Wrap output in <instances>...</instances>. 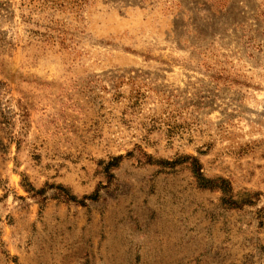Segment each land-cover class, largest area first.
Wrapping results in <instances>:
<instances>
[{"label":"rangeland","instance_id":"1","mask_svg":"<svg viewBox=\"0 0 264 264\" xmlns=\"http://www.w3.org/2000/svg\"><path fill=\"white\" fill-rule=\"evenodd\" d=\"M0 264H264V0H0Z\"/></svg>","mask_w":264,"mask_h":264},{"label":"trees","instance_id":"2","mask_svg":"<svg viewBox=\"0 0 264 264\" xmlns=\"http://www.w3.org/2000/svg\"><path fill=\"white\" fill-rule=\"evenodd\" d=\"M120 161V156H116L112 158L110 162H108V168L110 167H116ZM160 162V163H159ZM159 165H162L163 167H169L174 168L180 163H187L189 166V170L196 182V185L199 189L202 190H219L222 193L221 201L223 205H226L229 208H240L243 205L251 204V199L248 198L249 195L244 194L239 199L234 198L231 195L232 187L229 181L226 178L223 177H216V178H210L207 177L203 171H202V164L198 157L191 155V154H185L183 156H179L178 158L174 160H162L159 161ZM111 175V174H109ZM57 188L61 191L62 197L66 201H76L77 203H83L82 199L76 200L77 198L70 194L68 190L64 187L57 186ZM44 189L37 190V193H43ZM83 199H92L96 200V193L91 194L89 196L83 197Z\"/></svg>","mask_w":264,"mask_h":264}]
</instances>
